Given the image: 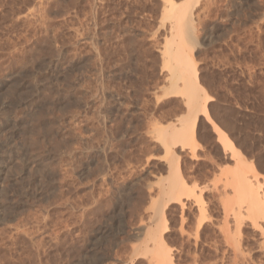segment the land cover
Here are the masks:
<instances>
[{"label": "rangeland", "instance_id": "obj_1", "mask_svg": "<svg viewBox=\"0 0 264 264\" xmlns=\"http://www.w3.org/2000/svg\"><path fill=\"white\" fill-rule=\"evenodd\" d=\"M164 1L0 0V264H152L147 232H163L175 264H193L198 251L196 264H220V227L235 223L216 192L221 165L234 162L211 124L264 194V0ZM169 4L191 11L183 49L211 97L193 143L172 148L187 187L202 190L199 249L196 206L184 208L181 235L180 207L162 196L161 130L186 115L165 66ZM248 219L238 233L246 250L224 264H264V220L258 229Z\"/></svg>", "mask_w": 264, "mask_h": 264}, {"label": "bare ground", "instance_id": "obj_2", "mask_svg": "<svg viewBox=\"0 0 264 264\" xmlns=\"http://www.w3.org/2000/svg\"><path fill=\"white\" fill-rule=\"evenodd\" d=\"M168 1L169 0H166V2H168ZM166 2L164 1V4ZM197 2H198V0H197ZM186 3H187V0H186ZM163 7H164V5H163ZM167 8L168 9L166 10V13L168 14V16L166 19L169 18V20L171 21V28H169V29H171V32L168 31L169 34L171 33V36H170V40L168 42V45H166V49H165V53H164L165 54L164 57H165L166 62H167L165 64V66L169 71V77L168 78L170 81V87H171L170 90L174 91L175 94H177V95L180 94L179 96L182 95L181 97L185 99L184 101H185V106H186V115L184 116L183 119H180L179 122L181 123V125H180L181 127H179V128L177 127L178 129H176L174 124H172V125H169L165 128H162V130H161V135H162L161 138H162V141L165 145V152L168 153V155L170 156L169 157L167 185L162 188V192L164 194L162 196H165L167 198V202H170V204H172V206L174 205L173 203H175V204L177 203V205H179V207H180V210H181L180 227H179L180 231H178V232H180L181 235L184 234L183 230H184V226L186 224V223H184L185 218L182 216L183 215L182 212H183L184 208L187 206V209H188V206L191 204H194L196 206V208H197L196 210L198 212V214H197L198 219L196 220L197 222H195L197 224V229L195 232V239H194L195 241L194 242H195V246L197 245L196 248L199 249V247L201 248L202 244L199 245V242H197V241L198 240L200 241V239H201V240L206 242V239H207L206 236H205L206 239H204V234H203V231H204L203 228H205V224L207 222L205 224L202 223V222H204L205 211H206V210H204V205H203L204 201L202 200V190L198 189L199 191H195L194 188L192 189V188L187 187V184L185 181L186 178L184 179L183 174L180 173V171H179L178 156H176V154H175L176 152L174 153L173 152L174 149L172 150V148L177 143L181 144V146L183 145L182 147H185V145H187V146L190 145L189 142H192V139H193L192 137L194 134V127L196 125V122L200 116H206L207 115L206 106L211 101V97L206 95L205 93H203L202 87H200V85L198 83L197 71H196L195 66H194L195 64L193 63L191 57L183 49V46H184L183 42L185 41V39H189V36L191 33L190 32L191 28H189L188 21H187V15L191 11H189V9L186 5L185 6L184 5L183 6H176L174 4H169V6ZM192 34H193V32H192ZM190 39H191V37H190ZM189 43H190V41H189ZM190 51L192 52V49ZM207 118H206V122L209 121ZM211 130H212V133H215V136H216L215 138H216L217 144L219 145L217 147H219V149L222 150L223 153L229 152L228 154H230V155H228L227 158L224 157V159L233 160V162H234V166H230V164L228 165V163H227L228 161L225 160L226 162H224V164L227 163L226 165H223L225 167H222V165H221V169L223 168L221 173L224 175V177H223L224 181L222 184H220L221 185L220 190H217L219 187H217V189H216L217 194L219 193L218 191H220V193H219L220 196L219 195L218 196L222 197V200H221L222 202L219 201L222 205L220 203L219 204L221 205V207L223 206V209H222L223 213L225 214V216H227V218L229 216H232L233 217L232 220L234 219L233 223H235V225L232 223V226L233 225L235 226V228L232 227L234 229V232H233L231 230L232 229L231 227H230L231 229L228 228V226L224 227V224L226 225L228 222V220L226 221V218L224 217L225 218L224 220L226 222L225 221L223 222V228L221 229V227L219 226L220 230H221V242L223 239L224 246H223V244L221 246V243L217 242V240L214 241V242L219 243L220 247H224V249L222 248L223 251L221 250L222 252H221V257H220V264H224L225 259L227 261V258L229 257L228 254H232L234 257V260H235L239 257L240 254H242L243 249H245V247H246V244L242 243V240L238 235L239 230H240V226L245 221L244 218H246V219L249 218L248 220H252L253 223L252 222L251 223L254 225H252V224L251 225L253 227H256L259 225V223L257 224L258 219H259V221L261 219L264 220V194H262V192L260 191L261 188H260V184L258 182L257 176H255L254 174H251L247 170V169H249L248 165H246L244 163L243 158L240 156V154L234 148V146L232 145V142H230V140L227 138L226 134H224L223 132H219L220 129L218 130V128L214 124H211ZM159 135H160V133H159ZM189 149H190V151H189L190 154L192 156H194L195 155V148L190 146ZM177 155H179V154H177ZM208 161H209V159H208ZM221 162L223 163V160ZM2 168H4V166L0 163V182H2V180L5 177V172H3ZM216 183L214 184L215 186H216ZM212 188H214V187H212ZM0 198H1V191H0ZM220 199L221 198H219V200ZM156 201H158L157 198L155 200V203H157ZM154 204H153V206H154ZM1 208H2V206L0 204V210H1ZM4 209H2V211H4ZM168 209H170V208L168 207ZM156 210H159V209H156ZM156 210H155V213H156ZM159 212H161V211H159ZM162 212H161V214H159V216L161 215V217L163 216ZM151 215H153V214H151ZM207 215H206V217H207ZM208 218H209V216H208ZM242 220H244V221H242ZM194 225H193V227H195ZM227 225H231L230 222ZM164 226H165V224H164ZM259 226H258V229L260 228ZM200 228H201V230L199 231ZM193 230L195 231V228ZM156 231H154V233ZM194 231H192V233H194ZM162 233H159V235H156V234L152 235V233L147 232L146 237H147V239L149 238L151 240L150 244H152V246L154 247V250L150 251V253L152 254V256H151L148 253L149 252L148 247L150 249H152V246L151 245H150L151 247L148 246V243L145 242L146 245H145L142 253H144V254L146 253V255H148L150 257V258H148L149 262H151V261L153 262V260H154V263L151 262L152 264H175L176 261L178 263V260L180 262V259H178V257H176L171 252V250L169 249L170 247L165 248L166 244L164 245L165 239L161 237ZM198 233H199V235H198ZM219 234H220V232H219ZM261 234L264 235V231H262ZM202 235H203V238H201ZM186 236L187 235L185 234L184 237L186 239H188L189 237L188 236L186 237ZM193 236H194V234H193ZM198 236H200L199 239H198ZM190 237L193 238L192 236H190ZM210 239H212V238H210ZM210 243H209L208 247L210 245H212ZM262 243H264V238L262 239ZM203 246H204V244L202 245V248H203ZM214 249L217 250L220 248H219V246H218V248H215V246H214ZM203 250H201V251H203ZM260 251H261V249H260ZM195 252H197V250ZM198 252H197V254L196 253L195 254L199 258L200 256H198ZM199 253H201V252H199ZM245 253H246V251H245ZM195 254H193V255H195ZM152 257H154L156 259H154V258L151 259ZM192 257L191 258L193 260L192 259L191 260L194 262L193 264H196L195 262H197V260H198L197 257H195V256H192ZM230 258H232V257H230ZM228 264H230V263H228ZM235 264H238V261H237V263L235 262Z\"/></svg>", "mask_w": 264, "mask_h": 264}]
</instances>
